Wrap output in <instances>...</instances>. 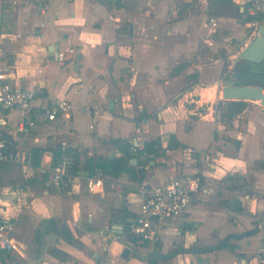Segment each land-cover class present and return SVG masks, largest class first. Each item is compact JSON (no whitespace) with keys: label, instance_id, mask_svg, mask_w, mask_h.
<instances>
[{"label":"crops","instance_id":"obj_1","mask_svg":"<svg viewBox=\"0 0 264 264\" xmlns=\"http://www.w3.org/2000/svg\"><path fill=\"white\" fill-rule=\"evenodd\" d=\"M234 1L241 11L250 4ZM208 6V0H0V67L14 84L39 90L34 126L18 133L15 109L3 129L14 159L0 162V181L24 244L4 254L6 264L12 255L22 264H198V256L203 264L255 262L264 247V106L245 100L253 103L230 122L213 106L227 101L221 80L256 32L251 22L210 15ZM230 34L235 51L225 61L221 40ZM53 96L70 99L73 109L49 121L40 111ZM205 103L211 107L203 112ZM134 136L144 144L159 139L163 152L130 157L136 176H113L89 162L122 155L117 140ZM63 144L79 160V183L58 189L45 171ZM205 153L213 155L211 167ZM197 171L201 189L180 216L159 222L153 240L129 235L142 181L164 185ZM91 177L103 180L96 192L86 189ZM114 234L161 256H116Z\"/></svg>","mask_w":264,"mask_h":264},{"label":"built area","instance_id":"obj_2","mask_svg":"<svg viewBox=\"0 0 264 264\" xmlns=\"http://www.w3.org/2000/svg\"><path fill=\"white\" fill-rule=\"evenodd\" d=\"M248 13L252 15L262 14V19L253 20L251 27L257 31L260 23H264V0H249ZM213 27L217 26L215 16L209 19ZM5 34L0 31V53L2 50V39ZM66 55L64 52L58 53V60L64 62ZM39 96L36 88H26L11 82L0 67V162L13 160L14 156L8 154L7 142L3 129L8 125V114L11 110H19L21 119L16 126L18 133H23L29 127L34 126L36 118L32 113V106ZM93 114H98L97 106ZM73 109V102L68 98L53 96L49 103L42 107L40 113L46 120L53 121L59 114L68 113ZM139 131V128L137 129ZM133 152L144 146V142L139 137L134 136L129 139ZM62 153L58 161L51 166L47 172L49 182L58 189L75 186V169L78 165V158L69 153L66 145H62ZM196 152V149H192ZM213 155L205 153L203 163L206 167L213 164ZM202 174L197 171L181 177H174L164 185H153L149 181H142L138 187L140 197L139 209L128 225L130 236L141 240L155 239L158 229L157 224L180 216L189 206L195 194L201 189ZM103 185L102 178L91 177L86 180L85 186L89 192H96ZM15 205L14 202L7 203L4 198V186L0 181V264H6L4 254L21 252L24 244L17 237V223L15 219L7 214V206ZM252 264H264V247L258 251V256Z\"/></svg>","mask_w":264,"mask_h":264},{"label":"water","instance_id":"obj_3","mask_svg":"<svg viewBox=\"0 0 264 264\" xmlns=\"http://www.w3.org/2000/svg\"><path fill=\"white\" fill-rule=\"evenodd\" d=\"M79 58H81V55L77 57V59ZM239 61H246L257 65L264 61V23L258 25L256 34L234 58L233 70L230 73H226L221 80L223 98L227 100H259L264 106V68L237 70L235 66ZM116 232L122 234L123 230ZM53 236H55L54 233L49 237ZM113 236L116 240L113 241L110 250L116 256H120L125 260H128L131 256H137L142 259L149 258L152 255L161 256L157 253H142L135 244L128 241L125 237H117L115 234ZM8 263L22 264L13 255ZM197 263L203 264V258L198 256Z\"/></svg>","mask_w":264,"mask_h":264},{"label":"trees","instance_id":"obj_4","mask_svg":"<svg viewBox=\"0 0 264 264\" xmlns=\"http://www.w3.org/2000/svg\"><path fill=\"white\" fill-rule=\"evenodd\" d=\"M208 13L210 15L217 16H226L233 17L238 19L239 21L246 23L252 22L253 20L262 19V14L252 15L248 13L247 5H245V10L241 11V5L236 3L234 0H208ZM219 107H224V112L222 113L223 119L227 121H231L237 114L241 113L245 107L247 106V102L245 100H227L225 103L222 101L218 105ZM173 137H171V141L169 143V147H173L172 143ZM124 146V153L118 157L113 158H104L100 157L98 159L89 158V162L95 164L93 166H100L103 172L111 174L113 176L121 175L124 172H127L130 177H134L137 175V172L134 169V166L130 164L129 158L139 154H146L147 156L153 157L157 155H161L162 152V144L159 139H152L145 141V144L142 148L138 149V151L131 153V147L129 140L121 141ZM177 145H180L179 143ZM260 165L264 166V161H259ZM92 168V167H91ZM91 173H94L93 171ZM141 175V179L144 177V172H139ZM252 232V231H251ZM248 233V232H247ZM146 242V241H145ZM151 262H155L156 259L154 257L150 258Z\"/></svg>","mask_w":264,"mask_h":264},{"label":"rangeland","instance_id":"obj_5","mask_svg":"<svg viewBox=\"0 0 264 264\" xmlns=\"http://www.w3.org/2000/svg\"><path fill=\"white\" fill-rule=\"evenodd\" d=\"M229 38H227V39H222L221 40V44H222V46H223V48L225 47L226 48V51L224 52V54L223 55H225V58H224V60L226 61L227 60V58H228V55L229 54H231V53H233V51H235V48H231V49H229L230 48V41H233V40H235V37H234V39L232 38V34H230V35H227ZM231 38L233 39V40H231ZM232 44V43H231ZM227 46V47H226ZM232 51V52H231ZM228 69V68H227ZM248 103V105H250V104H252L253 102H251V101H248L247 102ZM215 104H217V102L215 103ZM209 107H211L209 104H206L205 103V105H204V107H203V112L204 111H208L209 110ZM225 107V106H224ZM224 107H217V109H215V107L213 106V109H214V113H216L217 115L216 116H218L219 117V119L221 118L220 117V114L224 111ZM217 110V111H216ZM217 118V117H216ZM144 252V251H143Z\"/></svg>","mask_w":264,"mask_h":264},{"label":"flooded vegetation","instance_id":"obj_6","mask_svg":"<svg viewBox=\"0 0 264 264\" xmlns=\"http://www.w3.org/2000/svg\"><path fill=\"white\" fill-rule=\"evenodd\" d=\"M236 64L237 65L235 66V68L237 70H243V69H261V68H264V61L261 64H259V65L253 64V63H250V62H246V61H239Z\"/></svg>","mask_w":264,"mask_h":264},{"label":"bare ground","instance_id":"obj_7","mask_svg":"<svg viewBox=\"0 0 264 264\" xmlns=\"http://www.w3.org/2000/svg\"><path fill=\"white\" fill-rule=\"evenodd\" d=\"M210 95V94H209Z\"/></svg>","mask_w":264,"mask_h":264}]
</instances>
